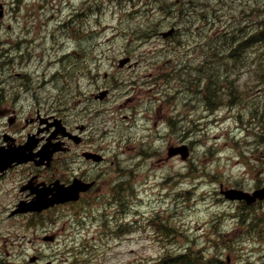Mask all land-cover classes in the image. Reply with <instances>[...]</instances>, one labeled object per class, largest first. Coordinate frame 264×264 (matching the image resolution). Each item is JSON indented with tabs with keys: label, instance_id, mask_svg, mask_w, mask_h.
Returning a JSON list of instances; mask_svg holds the SVG:
<instances>
[{
	"label": "rangeland",
	"instance_id": "374dc122",
	"mask_svg": "<svg viewBox=\"0 0 264 264\" xmlns=\"http://www.w3.org/2000/svg\"><path fill=\"white\" fill-rule=\"evenodd\" d=\"M0 2L4 5L0 100L13 104L21 118L37 105L50 108L60 103L72 122L89 127L86 135L98 134L109 147L106 155H117L114 164L103 167L114 183L119 169L133 170L131 212L122 221L125 214L119 220H86V227L67 226L69 245L75 238L86 243L89 264H158L165 248L186 245L208 256L219 254L229 259L227 264H264V201L249 211L221 194L227 187L253 191L264 186L262 122L244 123L246 111L241 106L211 112L197 89L204 78L198 72L203 56L211 58L224 44L219 31L232 23L264 18V0H99L85 6L87 16L72 22L67 34L58 27L75 17L81 0ZM171 26L177 32L164 39L160 32ZM37 37L42 40L33 42ZM26 51L32 56L23 54ZM123 53L133 54L138 62L134 68L118 69ZM68 54L72 56L61 61ZM67 64L79 74L77 78L64 70ZM105 88L112 90L111 97L95 100L92 93ZM63 89L69 93H61ZM155 106H162L159 114L172 110L181 122L191 123L184 137L190 136L193 144L190 159L169 157L168 149L175 143L169 145L168 137L150 141L148 118ZM261 111L264 118V107ZM188 114L191 122L184 121ZM125 134L130 140L118 142ZM121 142L130 156L144 151L135 160L137 167L116 147ZM106 207L110 208L103 204L86 208L88 214L100 217ZM254 215L257 224L251 226L247 217ZM150 218L169 229L162 246L153 243L152 228L135 231L136 226H148ZM63 222L55 227L53 219H5L0 225V264H36L30 260L35 256L43 263L65 264L64 247H53L42 238L43 230L60 229ZM119 222L132 224L131 231L116 234L112 229H122Z\"/></svg>",
	"mask_w": 264,
	"mask_h": 264
},
{
	"label": "flooded vegetation",
	"instance_id": "af4514ba",
	"mask_svg": "<svg viewBox=\"0 0 264 264\" xmlns=\"http://www.w3.org/2000/svg\"><path fill=\"white\" fill-rule=\"evenodd\" d=\"M60 105L50 108L37 105L24 118H19L14 108L0 100L2 114L15 115L0 124V152L11 153L27 142L31 146L26 149V154L31 155H26L27 161L0 166V205L7 204L8 218L18 217L12 212L20 201L32 202L38 196L51 198L59 188L67 189L78 182L88 185L78 201L29 214L50 215L62 206H74L80 200L91 203L99 196L100 176L106 172L100 164L109 161L102 140L95 139L94 132L86 135L89 127L83 122H72ZM42 150L49 154L47 158L42 157ZM93 154H102V160H96ZM3 212L2 206V215Z\"/></svg>",
	"mask_w": 264,
	"mask_h": 264
},
{
	"label": "trees",
	"instance_id": "16d2710c",
	"mask_svg": "<svg viewBox=\"0 0 264 264\" xmlns=\"http://www.w3.org/2000/svg\"><path fill=\"white\" fill-rule=\"evenodd\" d=\"M248 25L253 26L251 27V31L248 32V27L245 26L242 29L241 34H235L230 32L231 25L228 28H224V30L221 29L219 31V35H221L220 43H224L225 49L232 55L234 54L239 55L240 53L243 52L244 54H246L249 49H252L254 51L256 50L252 55V59H256V60H255V64H252L254 68L252 69L251 74H253L254 76L255 73L259 71L257 72V76L259 80L258 82L264 84V18L263 19L259 18L256 27L251 22L248 23ZM245 58L247 57H245L244 55V59ZM243 63H245L244 60ZM212 83H213L212 84L213 97L210 100L211 105L212 102L214 103L215 100H218V91L214 86H217V84H220L221 82H217V83L212 82ZM198 253L199 252L197 251L192 252V250L188 248L184 254L169 256L166 259V262L164 261V263L165 264H198L201 261V257L198 255Z\"/></svg>",
	"mask_w": 264,
	"mask_h": 264
},
{
	"label": "water",
	"instance_id": "95a60500",
	"mask_svg": "<svg viewBox=\"0 0 264 264\" xmlns=\"http://www.w3.org/2000/svg\"><path fill=\"white\" fill-rule=\"evenodd\" d=\"M1 6V5H0ZM2 13V12H1ZM172 31L163 33L165 36L169 35ZM128 59L121 60L120 63L123 65ZM225 195L230 199H245L248 203L255 202L258 198L264 199V187L254 191L252 194L241 190V189H230L224 192Z\"/></svg>",
	"mask_w": 264,
	"mask_h": 264
},
{
	"label": "bare ground",
	"instance_id": "6f19581e",
	"mask_svg": "<svg viewBox=\"0 0 264 264\" xmlns=\"http://www.w3.org/2000/svg\"><path fill=\"white\" fill-rule=\"evenodd\" d=\"M233 41H234V40H233ZM235 42H236V41H235ZM239 47H240V46H239ZM250 47H251V46H250ZM247 48H248V47H247ZM242 49H243V48H242ZM244 49H245V48H244ZM255 51H256V50H255ZM255 51H254V52H255ZM262 56H263V55H262ZM197 257H198V256H197Z\"/></svg>",
	"mask_w": 264,
	"mask_h": 264
}]
</instances>
